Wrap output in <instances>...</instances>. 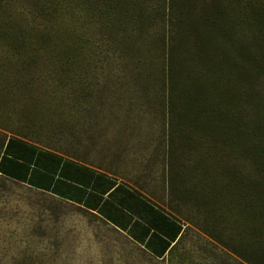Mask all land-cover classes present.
Here are the masks:
<instances>
[{
    "label": "trees",
    "instance_id": "obj_1",
    "mask_svg": "<svg viewBox=\"0 0 264 264\" xmlns=\"http://www.w3.org/2000/svg\"><path fill=\"white\" fill-rule=\"evenodd\" d=\"M87 25L90 41L107 49L101 65L90 57L78 70L66 40L85 38ZM155 78L160 88L151 94L145 85ZM71 84L79 102L88 99L82 119L92 129L97 110L111 111L122 98L161 101L170 206L79 156L28 142V125L0 123L2 176L63 196L64 181L37 168L61 166L62 179L67 167L103 170L115 191L139 194L169 222L153 215L154 227L194 225L246 264H264V0H0V113L10 119L19 111L33 129H46L40 118L67 115L50 101L65 98ZM210 228L242 232L226 240Z\"/></svg>",
    "mask_w": 264,
    "mask_h": 264
},
{
    "label": "rangeland",
    "instance_id": "obj_2",
    "mask_svg": "<svg viewBox=\"0 0 264 264\" xmlns=\"http://www.w3.org/2000/svg\"><path fill=\"white\" fill-rule=\"evenodd\" d=\"M89 32L87 25L85 38L71 36L66 40L75 69L89 68L90 57L94 66L101 65L100 58L107 48L93 44ZM119 59V55L116 56L115 60ZM159 63L153 70L156 78L160 74ZM114 68L119 73L118 62ZM156 78L145 85L151 94L160 88ZM75 87L76 84L70 85L65 98L50 101L52 105L60 104L67 115L61 118L55 113L40 118L46 129H33L34 125L31 126L29 119L19 111L10 119L0 113V123L13 129L28 125L30 128H24L23 132L34 139V142H28L42 149L79 156L84 165L100 166L115 174L109 175L118 183L136 189L168 208L170 195L164 180L168 146L161 101L154 96L143 101L122 98L124 100L109 107L111 111H106L105 107L97 110L100 112L99 115L96 113L98 124L92 129L82 119L89 117L85 111L88 99L81 98L79 102V91ZM133 89L128 86L122 91H126L127 96ZM5 101L0 99V112L6 106ZM81 119L82 124L78 123ZM62 129L63 132L56 133ZM4 134L0 130V158ZM44 143L50 148L44 147ZM193 198L190 196L189 201ZM182 203L185 204L183 200ZM184 204H180V208L187 212ZM185 224L178 246L168 256L156 258L103 219L0 174V264H246L201 228ZM210 231L221 233L227 240L232 232L241 234L242 228H210Z\"/></svg>",
    "mask_w": 264,
    "mask_h": 264
},
{
    "label": "crops",
    "instance_id": "obj_3",
    "mask_svg": "<svg viewBox=\"0 0 264 264\" xmlns=\"http://www.w3.org/2000/svg\"><path fill=\"white\" fill-rule=\"evenodd\" d=\"M61 168L60 166L56 171L44 167L37 169L40 173L44 172L53 176L55 180L64 181L63 196L39 190L28 183L21 184L48 193L103 219L156 258L168 256L178 246L186 228L183 227L179 231L178 228L154 227L152 225L153 215L157 216L160 221H164L166 225L169 222L161 214L154 213L152 203L144 200L139 194L115 191L117 186H113L102 178L101 171L94 169L89 172L67 167L64 170V179H62ZM76 172L80 177L74 174Z\"/></svg>",
    "mask_w": 264,
    "mask_h": 264
}]
</instances>
